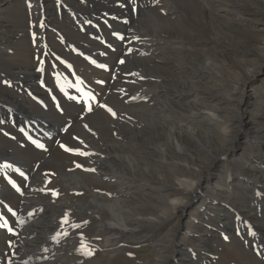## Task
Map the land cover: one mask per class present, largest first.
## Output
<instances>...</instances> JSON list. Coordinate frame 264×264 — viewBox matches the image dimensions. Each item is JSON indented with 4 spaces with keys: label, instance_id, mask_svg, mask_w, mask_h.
I'll list each match as a JSON object with an SVG mask.
<instances>
[{
    "label": "bare ground",
    "instance_id": "obj_1",
    "mask_svg": "<svg viewBox=\"0 0 264 264\" xmlns=\"http://www.w3.org/2000/svg\"><path fill=\"white\" fill-rule=\"evenodd\" d=\"M77 1H82L87 6L84 8ZM110 1L118 2V8L114 9L116 5L107 4L104 0H70L78 11L90 9L91 12H95L97 9L104 16L112 10L115 20L111 27L106 20L102 21L99 18L98 12L89 11L81 13L78 20L69 14L65 22H59L51 27V34L43 33V36L34 42L28 35L18 32L17 35L21 39L16 49L19 58L13 59L10 63L13 65L4 67L0 72V264H72L90 253L91 240L99 245L100 234L104 231L107 235L106 241L110 244L109 248L115 252L118 251L116 245L124 236L143 234L148 239L157 232H164L162 243L154 245L152 253L145 256L140 264H175L178 261L181 264H209L208 259L211 255L208 252L214 253L215 248L218 252L219 248H222L219 244L222 234L227 235L225 239L228 242L224 241L226 249L230 246L229 253L234 251L235 254V260L229 264H264V204L253 203L247 210V215L228 210L229 215H226L230 216L231 220L226 217L232 224L223 226L220 224L222 217L218 212L215 213L214 232H217L218 236L215 233L213 238L216 236L218 241L214 238L208 247L206 243L212 232H208L206 228L210 226L211 217L207 223L201 222L199 218H196L198 223L193 217L191 221L188 219L185 223L186 237H178L180 225L177 222L187 208L185 203L180 202L181 200L172 202V196L164 193L156 197L158 200L163 198L162 207L158 202L154 203L157 201L156 198L151 203L150 198L148 200L141 196L142 198L139 197L129 208L126 201H120L112 196L110 191L112 187L116 184L122 186L128 180L126 177L118 176L103 177L104 168L109 169L107 174L119 175L123 172L125 176H131V185L135 183L150 187L155 185L151 183L152 180L138 172L137 167L142 165V161L138 159L134 148L128 150L125 148L128 143L114 141L113 135L120 134L115 131L118 129L116 122L127 105L148 101L149 97L159 93L153 92L148 98L144 93H139L133 98H119L115 94H110V99L104 102L106 107L99 109L102 106L97 102L86 103L89 102L86 98H91L92 94L82 82L84 81L89 88L93 87L97 95L102 97V92L110 91L118 81L123 64L118 65V62L125 60L126 52L128 55L131 53L130 48H124L119 52L124 44L119 42L121 44L114 45L112 36L116 35L115 31L123 35L122 41L127 40L128 44L138 49L148 46L150 51L157 47L154 41L155 33L160 31V36L170 34L168 29L170 25L167 21L174 17L170 16L173 11L168 10L163 14L166 16L165 19H158L149 0ZM211 5L215 10L212 9L213 14L208 10L207 14H210L211 20L193 16L194 20L191 17L189 22L190 25L195 21L200 26L204 39L210 31L215 42L221 41L243 49V42L229 38L221 27L219 30L214 29L215 24L229 23L233 27L239 22L248 26L264 20V13L246 8L247 5L240 4L238 0H210L209 9ZM218 5L228 8L231 20L224 21L225 18L218 14L221 10L220 7H216ZM138 6H144L142 11L147 9L146 13L140 12L134 16L132 10ZM16 14H20V10ZM20 16L22 21H12V24L20 26L25 18L22 14ZM86 19L93 22L94 26L88 28ZM128 22L134 26L140 24L144 32L134 34V29H127ZM25 24L30 30L32 27L42 25L43 21L30 19ZM230 26L227 28L231 29ZM93 28L96 30H92ZM108 28L113 30L112 36L107 32ZM148 30L154 34L152 36L147 34ZM34 35L36 38V34ZM136 36L143 38H135ZM190 36L194 37L188 34V37ZM191 37L188 40L190 44L194 38L200 39L199 36ZM104 41L108 47H102ZM205 41L210 42V38ZM96 58L108 63L107 72L97 71L98 68H103V64ZM91 64L95 69L90 67ZM76 70L83 77V81L76 75ZM132 75L126 74L124 78L126 84L138 78L135 71ZM32 76L39 79L37 85L31 83L29 77ZM10 77L15 78V81L11 82ZM7 85L9 89H6ZM18 85L21 91L24 90L23 92L29 95L28 100L19 95L15 88ZM81 89L87 92L85 98ZM134 89L138 91L137 88ZM256 94H259V89L256 90ZM56 95H63L64 99L58 100ZM94 114H97V117ZM258 126L264 127L263 124ZM165 134L166 138L164 133L160 132L162 138L150 140L145 145L146 152L149 153H145L143 159L153 158L154 152L149 148L154 142L163 146L169 143L174 147L176 152L172 151L170 156L164 158L160 155L155 160L172 164L175 168L181 162L178 160L179 155L182 156L186 152L190 157H194L193 146L205 149L206 157L209 151L215 152L223 147L210 136L195 140L196 142L190 140L192 146L189 141L178 142V136L173 133ZM180 146H184L185 150L183 151ZM45 147V151H42ZM112 153H116L118 162L116 166L108 161ZM186 157L185 154L181 160L185 161ZM194 160L202 162L198 158ZM153 163L152 160L144 161V166L148 167ZM216 172L217 169L211 166L207 171V177L211 179ZM21 173L24 178L21 177ZM200 176L201 172L196 171L195 184ZM231 178L228 173L226 180L218 179L215 184L219 186L221 182L229 183ZM255 182L258 193L264 194V183L258 180ZM161 190L166 191L164 186ZM129 195L130 192L123 193L122 197L127 198ZM248 199L255 202L256 196L251 194ZM145 202L146 209L153 208L155 211L135 212L137 210L135 207L139 205L143 207ZM126 216L127 223H132L133 228L128 227ZM30 218H33L31 222ZM238 218L242 219L240 225L234 223L239 220ZM146 220L150 223L156 221L157 228L149 231L147 227L141 226ZM8 227L10 231L16 232V237L10 235ZM136 241L132 243L136 244ZM109 248L105 249V253L112 251ZM38 259L41 262H38ZM119 260L116 254L110 257L101 255L89 263L116 264ZM218 260L219 264H223L220 254ZM80 264L85 263L81 261Z\"/></svg>",
    "mask_w": 264,
    "mask_h": 264
},
{
    "label": "rangeland",
    "instance_id": "obj_2",
    "mask_svg": "<svg viewBox=\"0 0 264 264\" xmlns=\"http://www.w3.org/2000/svg\"><path fill=\"white\" fill-rule=\"evenodd\" d=\"M137 1L143 2V0ZM77 2L84 8L87 6L82 1ZM104 2L112 6L116 5L114 9L119 6L118 2L114 3L110 0H104ZM209 2L210 0H149L151 8H154L152 10H154L153 12H155V16H158V19H165L166 16L163 14L168 10L173 11L170 16L174 17L171 21H167L170 25L168 27L170 34L160 36V31L155 33L154 38L156 37V39L154 41L157 47L150 51L148 46L138 49L128 44L127 40L122 41L123 35L121 33L116 30V35H113V30L108 28L107 32L110 36L113 35L114 45L124 44L120 45L119 52L124 48H130L131 53L128 55V52H126L127 56L120 68L122 72L119 73L118 81L110 91L102 92V97L97 95L93 87L89 88L86 85L83 77L76 70V75L81 78L82 83L85 84L86 89L93 96V99L92 96L86 98L89 101L86 103L97 102L102 106L99 109L106 107L104 102L110 99V94H115L119 98H133L139 93H144L148 98L149 94L153 92L159 93L149 97L148 101L127 105L116 122L118 129L115 131L120 134L113 135L114 141L128 143L125 146L128 150L131 147L134 148L136 155L139 156L138 159L142 161V165L137 167L138 172L152 180L151 183L155 185L151 187L136 183L131 185V176H125L123 172H120L119 175L107 174L109 169L105 168L102 170V174L103 177L107 178L108 176L109 178H127L128 182L126 184L122 186L116 184L110 191L116 199L126 201L129 208L133 206L139 197L142 198L141 196L148 200L150 198L152 203L156 197L162 196L164 193L172 196V202L181 200L180 202L185 203L187 208L178 219L180 223L177 222L180 225L179 238L186 237L184 235L187 232L185 223L188 219L191 221L195 218L196 223H198L196 218H199L201 222L207 223L211 217L210 226L206 228L208 232H212L211 238L206 243L208 247H210L209 245L214 241V238L218 236V233L214 232L215 213L218 212L222 217L220 224L223 226L232 224L227 219L229 217L231 220V217L228 216V210L247 215V210L253 206V203L257 205L264 204V194L258 193L255 182V180H258L264 183V127L258 126L264 125V20L248 24V26L239 22H236L237 24L233 27L229 23L224 25L222 23L215 24L214 29L219 30V27H221L229 38H235L243 42V49L221 41L215 42L210 31L205 35V39L209 37L210 42L205 41L201 35L200 26L195 21L194 24L190 25L189 22L191 17L193 20L194 17L211 20L210 14L207 13L209 10L213 14V7L211 5V9H209ZM238 2L247 5L246 8H253L260 13H264V0H238ZM249 4H252V7ZM216 7L221 8L218 14L225 18L224 21L230 19L228 8L223 5ZM17 9L25 17L20 26L12 24V21H22L20 14H16ZM143 9L144 6H138L132 10V14L135 16L140 12L142 14L146 13L147 9L142 11ZM89 11L90 9L78 11L70 0H0V72L4 67L13 65L10 64L13 59L19 58L16 49L20 45L21 39L17 35L18 32L28 35L34 42L39 40L43 33L51 34V27L59 22H65L69 14L78 20L81 18L80 15ZM97 12L100 14L99 18L102 21L106 20L109 27H111L112 22L115 20L112 10L104 16L97 9L91 13ZM138 18L141 17L138 16ZM30 19L41 20L43 24L29 30L26 28L25 23ZM86 23H88V28L94 26L93 22H88V19H86ZM129 24V22L126 23V25ZM227 26H230L231 29ZM130 28L131 30L134 29V34L144 32L140 24L135 26L131 24L127 29L130 30ZM92 30H96V28ZM34 34H36L37 39L34 38ZM147 34L152 36L154 33L149 31ZM188 34H192L194 37L199 36L200 39L190 36L195 39L190 44ZM50 38L52 40V37ZM135 38L141 39L143 37L136 36ZM97 42L99 41L97 40ZM34 47L36 48V46ZM102 47H108L107 42L104 41ZM75 54L76 52L73 55L75 56ZM96 60L100 61L97 58ZM100 62L103 64V68H98L97 71L107 72L109 69L108 63ZM90 67H93V65L91 64ZM134 71L138 78L134 79L132 83L126 84L124 80L126 74L133 76ZM29 78L34 85L39 83L36 76ZM9 79L11 82L15 81L13 77ZM15 88L25 100L29 99V95L24 93V90L21 91L19 85ZM134 88H137L138 91H135ZM6 89H9L8 85ZM257 89H259V94H256ZM55 97L58 100L64 99L63 95H56ZM159 131L164 133L165 138L167 137L166 132L173 133V135L178 136V142L182 143L185 140L189 141L190 145H192L191 142H196L195 140L210 136L214 137V140L223 147L215 152L209 151L206 157L207 151L205 149H199L198 146L196 148L192 145L195 150L194 157H190L186 152L182 156L179 155L178 160L181 162L175 168L172 164L155 160L160 155L164 158L170 156L172 151L176 152L174 147L169 143L163 146L158 142H154L149 148L154 152L153 158L143 159L145 153H149V151L146 152L145 145L150 140L162 138ZM46 147L42 151H45ZM181 147L184 151L185 147ZM112 154L108 161L116 166L118 164L116 153ZM185 154L187 157L185 161H182L181 158L185 157ZM195 158L205 164L194 160ZM143 160L149 162L152 160L154 163L145 167ZM211 166H214L217 172L215 176L209 179L207 171ZM196 171H200L201 176L195 184ZM228 173L232 177L231 181L229 183L221 182L219 186H216L217 180H226ZM14 174L17 176L16 173ZM136 185L139 186L134 187ZM163 186L166 191L161 190ZM119 187L121 189H118ZM230 187L236 189L232 190ZM127 192H130L131 195L127 198L122 197V194ZM251 194L256 196L255 202L248 199ZM156 200L154 203L157 204L158 202V205L163 207L164 204L161 202L163 198L161 200L156 198ZM145 204L146 202L143 207L140 205L135 207L137 208L135 212L148 213V211H155L153 208L146 209ZM190 214L193 215L190 216ZM30 219L31 222L33 218ZM127 219L126 216V223ZM234 223L240 225L242 219ZM127 224L129 228H133L132 223ZM141 226L147 227L150 231L157 228V222L150 223L146 220V223ZM149 231L147 233L150 235ZM9 233L11 235V232ZM215 233L216 236L213 238ZM106 236L105 231L100 234L99 245L91 240L90 246L92 248H89L91 255L86 254L72 264H80L81 261L90 264L89 262L95 261L101 255L110 257V255L115 254L120 258L116 264H140L145 256L152 253L154 245L162 243L165 233L157 232L149 237L150 239H147L143 234L124 236L116 245L117 252L109 248L110 244L106 241ZM226 236L222 234V240H219L222 248H219L218 252L216 248L214 253L208 252L211 255H208L209 264H219V254L222 257L223 264H229L230 261L235 260L234 251L229 253L231 247L229 246L226 249L224 242L227 241ZM216 240L218 241V238ZM134 241H136V244L132 243ZM107 247L112 251L105 253ZM222 253L223 255H221ZM37 261L41 262L40 259ZM179 263L178 261L175 264Z\"/></svg>",
    "mask_w": 264,
    "mask_h": 264
},
{
    "label": "snow or ice",
    "instance_id": "obj_3",
    "mask_svg": "<svg viewBox=\"0 0 264 264\" xmlns=\"http://www.w3.org/2000/svg\"><path fill=\"white\" fill-rule=\"evenodd\" d=\"M120 63H124V61L121 60ZM89 110H91V109H89ZM109 111H111V109H109ZM113 115H115V113H113ZM41 147H42V146H41ZM79 154L83 155V153H79ZM77 227H78V225H77ZM89 255H91V253H89Z\"/></svg>",
    "mask_w": 264,
    "mask_h": 264
}]
</instances>
